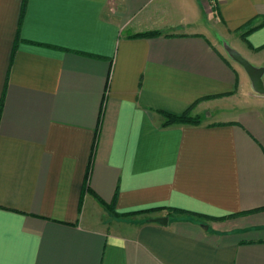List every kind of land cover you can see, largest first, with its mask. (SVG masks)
Instances as JSON below:
<instances>
[{
  "label": "crops",
  "instance_id": "obj_1",
  "mask_svg": "<svg viewBox=\"0 0 264 264\" xmlns=\"http://www.w3.org/2000/svg\"><path fill=\"white\" fill-rule=\"evenodd\" d=\"M226 44L264 67V0H0V264H264V107Z\"/></svg>",
  "mask_w": 264,
  "mask_h": 264
},
{
  "label": "water",
  "instance_id": "obj_2",
  "mask_svg": "<svg viewBox=\"0 0 264 264\" xmlns=\"http://www.w3.org/2000/svg\"><path fill=\"white\" fill-rule=\"evenodd\" d=\"M227 52L229 55L238 62L246 71L247 75L249 76L252 87L254 91L258 94H264V67H257L253 65L250 61H248L245 57H243L238 51L230 47L229 45H225ZM156 222L166 225L168 222L167 217H158L155 219ZM205 228H207L205 226Z\"/></svg>",
  "mask_w": 264,
  "mask_h": 264
},
{
  "label": "trees",
  "instance_id": "obj_3",
  "mask_svg": "<svg viewBox=\"0 0 264 264\" xmlns=\"http://www.w3.org/2000/svg\"><path fill=\"white\" fill-rule=\"evenodd\" d=\"M254 29V28H252ZM251 30V29H250ZM249 30V31H250ZM248 33V32H247ZM246 33V34H247ZM160 32H146V33H140L137 34L136 37H152V36H157L160 35ZM245 36V34H244ZM164 116L166 118L165 126H171V125H188V124H199L200 121L195 119L191 114L190 111L185 112L181 115H172L168 113H164ZM102 202V201H101ZM102 204L110 211L114 212V208L111 205H108L104 202Z\"/></svg>",
  "mask_w": 264,
  "mask_h": 264
},
{
  "label": "rangeland",
  "instance_id": "obj_4",
  "mask_svg": "<svg viewBox=\"0 0 264 264\" xmlns=\"http://www.w3.org/2000/svg\"><path fill=\"white\" fill-rule=\"evenodd\" d=\"M231 44V43H229ZM258 95H261V96H258V99H260V105H262L264 107V94H258ZM193 116V115H192ZM195 119L199 120L200 122L202 121V118L200 116H193Z\"/></svg>",
  "mask_w": 264,
  "mask_h": 264
},
{
  "label": "built area",
  "instance_id": "obj_5",
  "mask_svg": "<svg viewBox=\"0 0 264 264\" xmlns=\"http://www.w3.org/2000/svg\"><path fill=\"white\" fill-rule=\"evenodd\" d=\"M210 7L213 9L216 5V0H208Z\"/></svg>",
  "mask_w": 264,
  "mask_h": 264
}]
</instances>
